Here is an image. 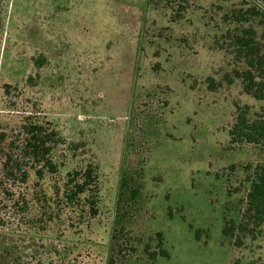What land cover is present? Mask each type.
Listing matches in <instances>:
<instances>
[{"label": "rangeland", "instance_id": "rangeland-1", "mask_svg": "<svg viewBox=\"0 0 264 264\" xmlns=\"http://www.w3.org/2000/svg\"><path fill=\"white\" fill-rule=\"evenodd\" d=\"M242 27L264 52V0H0V133L51 122L86 146L60 148L53 181L84 153L101 176L90 209L50 210L0 158V243L26 264H264L244 203L264 148L228 134L238 109L264 118L225 37Z\"/></svg>", "mask_w": 264, "mask_h": 264}, {"label": "trees", "instance_id": "trees-1", "mask_svg": "<svg viewBox=\"0 0 264 264\" xmlns=\"http://www.w3.org/2000/svg\"><path fill=\"white\" fill-rule=\"evenodd\" d=\"M245 15L248 18L261 16L256 8H251ZM225 37H228L227 40L232 44L235 58L243 66V71L238 74V78L242 81L244 92L257 101H264V52L255 39V31L252 28L242 27L228 31ZM91 130L94 131V129ZM228 134L229 143L233 146L236 144L264 148V118L251 120L246 112L238 109ZM84 145L74 142L68 144L51 122L26 118L18 128L0 133L1 164L7 167L10 177L15 175L18 178L21 185L29 186L32 177L36 180L34 187H40L39 183L43 182L42 185L45 188L43 195L47 199L46 203L50 210L57 201L67 204L74 200H79L86 209H90L92 198L99 197L101 201V190L98 187L99 177L101 178L100 169L89 159L90 153L83 154L84 158L88 159L83 162L84 166L71 168L62 180L54 182V177L61 169L56 162L60 148L65 146L68 152L73 154L80 148L85 149ZM70 159L73 163V155ZM248 170H253V175L247 177L250 187L244 200L246 212L250 215L254 214L256 219L261 221L264 218V163L258 162L254 167L250 164ZM140 173L139 169V176ZM124 181L126 183L128 181L125 176ZM96 182L97 185H95ZM140 182L138 204L143 190L142 176H140ZM95 188L96 190H93ZM138 192V189L135 190L133 195L135 196ZM228 235L233 237V230L225 226L223 236L226 239ZM161 246L163 247L162 243H160ZM20 254L13 243H0V264H26V261L19 257ZM158 256L168 257V253L164 250ZM158 256L153 255L150 260Z\"/></svg>", "mask_w": 264, "mask_h": 264}]
</instances>
